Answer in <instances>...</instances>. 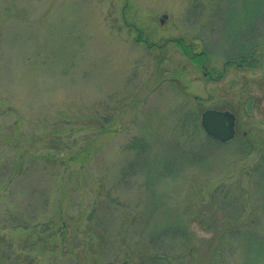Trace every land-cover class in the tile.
I'll use <instances>...</instances> for the list:
<instances>
[{
  "label": "rangeland",
  "instance_id": "rangeland-1",
  "mask_svg": "<svg viewBox=\"0 0 264 264\" xmlns=\"http://www.w3.org/2000/svg\"><path fill=\"white\" fill-rule=\"evenodd\" d=\"M263 48L264 0H0V264H264V61L204 76Z\"/></svg>",
  "mask_w": 264,
  "mask_h": 264
},
{
  "label": "water",
  "instance_id": "water-1",
  "mask_svg": "<svg viewBox=\"0 0 264 264\" xmlns=\"http://www.w3.org/2000/svg\"><path fill=\"white\" fill-rule=\"evenodd\" d=\"M235 116L230 111L207 109L202 112L200 126L206 136L213 140L226 143L235 135Z\"/></svg>",
  "mask_w": 264,
  "mask_h": 264
},
{
  "label": "flooded vegetation",
  "instance_id": "flooded-vegetation-1",
  "mask_svg": "<svg viewBox=\"0 0 264 264\" xmlns=\"http://www.w3.org/2000/svg\"><path fill=\"white\" fill-rule=\"evenodd\" d=\"M203 56L205 57V53ZM262 61H264V48L260 49V51H257V52L250 51L247 55L242 56V57H238V58H234V59H227L224 62V66L222 67L221 73L216 78H212V76L209 75V73L206 71H204V76L208 80L212 79V80L220 81L222 79V76H223V74L226 70V67L228 65L234 66V68L236 70H242V69L246 70V69L250 68L253 64L256 65ZM214 110H217V109H214ZM218 111H230V110L222 109V110H218ZM233 114L235 116L234 128H235V132H236V115H235V113H233Z\"/></svg>",
  "mask_w": 264,
  "mask_h": 264
}]
</instances>
